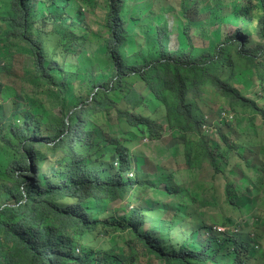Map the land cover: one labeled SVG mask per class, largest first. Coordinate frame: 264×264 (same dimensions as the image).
Segmentation results:
<instances>
[{
	"label": "trees",
	"instance_id": "1",
	"mask_svg": "<svg viewBox=\"0 0 264 264\" xmlns=\"http://www.w3.org/2000/svg\"><path fill=\"white\" fill-rule=\"evenodd\" d=\"M160 1L153 11L166 14L169 9ZM73 2L77 0H0V41L26 43L38 76L50 87L64 94L68 78L80 73L81 66L89 72L84 85L74 84L73 112L66 117L53 113L46 127L19 97L0 99V132L14 125L15 115L25 118L23 135L15 132L16 144L0 136L10 156L0 159V264H137L142 254L162 264H256L257 257L264 259L254 239L240 233L242 240L230 231L240 227L230 212L242 215L254 209L253 197L230 177L224 176L227 203L218 205L215 199L205 200L203 183L179 184L175 173L150 165L134 148L139 140L162 141L166 129H178L186 172H204L209 166L222 176L221 146L226 153L238 147L231 146L233 132H226L230 124L213 128L202 106L212 92L226 99L233 112L264 120V108L232 85L236 75L256 71L264 58V0L258 19L262 47H246L249 38L238 40L235 30L212 48L196 49L190 26L198 5L181 0L188 49L176 44L163 17V24L154 29L147 24L133 34L132 53L121 15L126 0H106L101 59L91 56L99 43L89 33L82 8L71 10ZM9 69L0 65V73ZM99 72L110 78L96 80ZM4 86L0 80V92ZM91 116L105 119L104 126L123 127L122 137L106 135ZM210 131L219 135L218 143ZM175 147L171 145L173 152ZM260 154L253 162L246 160L251 174H260L259 181L247 183L259 186L258 192L264 189ZM213 209L220 211V222Z\"/></svg>",
	"mask_w": 264,
	"mask_h": 264
},
{
	"label": "rangeland",
	"instance_id": "2",
	"mask_svg": "<svg viewBox=\"0 0 264 264\" xmlns=\"http://www.w3.org/2000/svg\"><path fill=\"white\" fill-rule=\"evenodd\" d=\"M167 6L169 11L165 14L163 12L155 13L153 10L158 9L160 0H126L124 8L121 10V15L126 22L125 27L130 33L129 44L127 51L132 53L135 50V38L133 34H138L139 30L145 25H149L152 29L156 25L164 23L165 18L169 20L168 27L170 28V34L175 37L177 45L188 49L187 39L183 35V27L185 26V19L181 13V0H162ZM187 5H195V22L190 29H192L191 37L196 49H204L207 47L212 48L220 41L224 40L226 34L232 33L238 30L241 40L245 37L249 38V47L251 49L255 47H262L263 42L260 38L259 32V16L261 5L260 0H186ZM79 7L84 11V19L89 29V33L96 36L98 43L96 49L91 56L96 59H101L104 56L105 49V27L108 22V9L106 7V0H77L73 2L71 10H76ZM72 14V12H69ZM135 19V20H134ZM244 35V36H243ZM173 39V38H172ZM83 44H81L82 46ZM79 51L83 55L86 54V50L80 48ZM31 48L20 40H6L0 41V65L4 68L9 66V70L0 73V80L5 85L0 92V99L4 102L19 97L20 104H27V108L32 115L39 118L40 123L46 127L51 121L53 113H59L61 111L62 116L65 117L73 112L71 110L74 107L76 101V94L74 91V84L78 83L84 85L88 81L89 72L85 66H81V72L71 75L67 83L69 88L64 94L56 88L50 87L44 79L38 76L36 72V63L32 55ZM88 54V53H87ZM79 56V65L82 60ZM48 64V63H45ZM105 68H103L104 70ZM97 79L104 78L108 80L109 74L99 72L96 74ZM232 85L238 90L245 98L256 101L258 106L264 108V58L260 60L258 69L256 71L250 70L247 72L236 75L232 81ZM140 90L144 91V86H140ZM206 97L204 106H202L206 120H211L212 125L216 116V111H220V116L225 114L231 117L230 131L233 132L234 137H230L231 146H237V152L226 153L225 147L220 148L223 151L224 159L221 164L222 176H215L213 170L208 166L206 170L198 173V171L186 172L184 163V146L178 142L181 132L176 129L171 131L166 129L167 134L162 141L150 142L139 140L134 146L138 153H141L147 157V162L154 167L168 170L175 173L179 184L188 185L193 187L197 181L203 183L207 192L204 197L206 201L215 199L218 205L226 204L227 200L224 197L225 181L224 176H228L234 183L240 187L241 192L246 196L253 197L254 209L251 213L235 214L231 212L229 215L241 222V228L246 227L250 233H255L260 242V250L264 253V189L258 192L259 186L251 184L247 186L248 180L251 178H257L260 180V174H251L252 168H247L246 160L253 162L254 155L264 153V148L261 146L264 143V120L258 115H243L239 110L233 112L229 108V103L226 99L221 98L214 93L209 92ZM63 110H62V109ZM91 119L96 122V125L104 129L106 135L111 134L117 137H122L124 133L123 127L116 124H108L104 126L105 119L96 118L91 116ZM25 118L17 114L11 119L9 129H4L0 132V136L7 135V139H11L14 144L18 142L16 133L23 135L21 126L24 123ZM218 121V118L217 120ZM93 122V123H94ZM208 122V121H207ZM162 124L167 127V122L164 119ZM210 124V122H208ZM215 123L213 128H216ZM51 127V125H50ZM13 129V130H11ZM240 135L244 138L248 136L250 140H242ZM177 135L179 137H177ZM211 139L215 142H219V135L215 134V131H210ZM176 144L174 152L171 150V145ZM215 146V145H213ZM239 146H245L247 151ZM172 153V154H171ZM217 156V151H215ZM239 153V155H238ZM5 155L10 157L5 151V145L0 142V159H6ZM239 156V157H238ZM244 157V159H242ZM260 158L264 161V155L260 154ZM3 164V160L0 161V167ZM260 170H264L263 166L258 165ZM247 168V171H246ZM246 174V175H245ZM246 177V179H245ZM248 177V178H247ZM255 180V179H254ZM246 189H250L249 192ZM258 192V193H257ZM257 193V194H256ZM212 197V198H210ZM255 197V198H254ZM214 215H217V221L222 220L219 210H212ZM254 219H257V225H253ZM232 233L236 229H231ZM235 235H242L238 232ZM255 246L258 244L254 243ZM256 264H264V259L259 257ZM137 264H162L157 262L152 257H146L141 255V260L137 261Z\"/></svg>",
	"mask_w": 264,
	"mask_h": 264
},
{
	"label": "clouds",
	"instance_id": "3",
	"mask_svg": "<svg viewBox=\"0 0 264 264\" xmlns=\"http://www.w3.org/2000/svg\"><path fill=\"white\" fill-rule=\"evenodd\" d=\"M223 115V114H222ZM227 117H229V118H231L230 116H227ZM229 118H227V119H222V116H220L219 118H218V121H216V122H214L213 123V125L215 124V123H220V122H224V123H230L231 122V119H229ZM204 129H206V128H204ZM144 141L146 142V141H148L147 139H144ZM134 175H133V172L132 173H130L129 174V177L130 178H132ZM255 198V197H254ZM244 214H246V213H244ZM247 215V214H246ZM238 223H239V226L241 225V222H239L238 221ZM255 225H257V219H254V222H253V225L251 226V227H254ZM240 228H241V226L239 227V229H236V231L233 233V234H235V233H237V230H238V232L239 233H241V234H246V235H248L251 239H254L255 240V243L256 244H258L257 246H261V244H260V242H258L257 241V239H259L260 237H258L257 235H256V232L255 233H250L249 231H248V229H246V227H243L241 230H240ZM215 230H217L218 232H220V233H224V232H226V231H228L226 228H215ZM230 231H231V229H230ZM232 232V231H231ZM258 237V238H257Z\"/></svg>",
	"mask_w": 264,
	"mask_h": 264
},
{
	"label": "built area",
	"instance_id": "4",
	"mask_svg": "<svg viewBox=\"0 0 264 264\" xmlns=\"http://www.w3.org/2000/svg\"><path fill=\"white\" fill-rule=\"evenodd\" d=\"M227 118H229V117H227L225 114L222 115V119L225 120V119H227ZM229 119H231V118H229Z\"/></svg>",
	"mask_w": 264,
	"mask_h": 264
}]
</instances>
